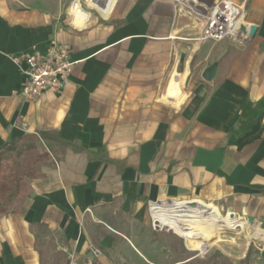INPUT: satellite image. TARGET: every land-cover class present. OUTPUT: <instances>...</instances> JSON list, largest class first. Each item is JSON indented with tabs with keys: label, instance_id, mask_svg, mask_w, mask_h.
Instances as JSON below:
<instances>
[{
	"label": "crops",
	"instance_id": "1",
	"mask_svg": "<svg viewBox=\"0 0 264 264\" xmlns=\"http://www.w3.org/2000/svg\"><path fill=\"white\" fill-rule=\"evenodd\" d=\"M59 1L0 0V152L32 137L56 149L24 212L0 215V264H51L37 241L81 264H167L144 231L150 202L181 238L210 202L263 236L264 0H226L237 26L222 39L196 0H86L92 15L73 0L68 19ZM54 40L72 50L69 82L25 100L17 60ZM254 247L234 264H264Z\"/></svg>",
	"mask_w": 264,
	"mask_h": 264
},
{
	"label": "rangeland",
	"instance_id": "2",
	"mask_svg": "<svg viewBox=\"0 0 264 264\" xmlns=\"http://www.w3.org/2000/svg\"><path fill=\"white\" fill-rule=\"evenodd\" d=\"M72 1L73 0H62L58 2L64 9V16L66 19H68L69 17L68 7L72 3ZM81 2L83 7L90 12V15L99 13L97 10L88 7V3L86 0H81ZM187 8L193 11V9L190 7L189 4H187ZM196 8L199 9V7ZM202 19L204 20V18ZM227 27L228 29L233 30L235 28V25L228 23ZM208 206H212L211 208H209V210L219 208L224 215L228 214V208L226 206H221L219 203L210 202L209 204L203 207H208ZM196 209L199 208H194V210ZM110 214L111 216H116V218L119 217L118 214H113V213ZM149 217H150V225L149 227H147V230L144 231L147 232L153 240H156L158 245H164L170 247V252H168L169 257L167 260V264L169 263L175 264L184 261L186 258H191V257L193 259L187 264H234L235 262L233 261L234 260L237 261L244 254L245 250L249 247L250 244H252L253 249L255 248L254 247L255 245L259 248L264 247V238L263 237L257 238V236L259 235L258 229L254 226H251L248 220V216L247 218L246 217L244 218L246 226L242 232H234L227 229H215L203 222L192 221V223H196L195 225L200 231L203 230L206 233H208V238L206 242L209 245V248L204 254H202L201 251L196 249L199 245L198 242H190L189 246L191 250L186 249L184 244L185 241L188 244V235L182 237L185 239L184 241L178 233L168 230L166 228H161L160 226H158L157 222L156 225L160 227L162 230L155 229L153 226V220L151 214ZM124 223H128V222L125 220ZM119 225L120 226L118 227L121 229V227H124L125 224H122L121 222V224ZM255 225L258 224L255 223ZM129 227L131 228V226ZM248 235L252 236L251 240L248 239L247 237ZM226 260H228V263H225ZM236 264H241V263L237 262Z\"/></svg>",
	"mask_w": 264,
	"mask_h": 264
},
{
	"label": "built area",
	"instance_id": "3",
	"mask_svg": "<svg viewBox=\"0 0 264 264\" xmlns=\"http://www.w3.org/2000/svg\"><path fill=\"white\" fill-rule=\"evenodd\" d=\"M230 6L235 7L230 1L223 0L217 1L212 9H206L208 11L207 35L222 39L232 32L228 29L226 21L228 15L231 14ZM17 62L22 66L21 72L25 79L21 90V95L25 100H35L47 92H61L69 82L75 65L70 46L56 40L51 42L45 52L35 51L23 56ZM158 203L150 202L149 212L154 228L162 230L156 225L154 218V213L160 211ZM69 264L81 263L72 256Z\"/></svg>",
	"mask_w": 264,
	"mask_h": 264
},
{
	"label": "trees",
	"instance_id": "4",
	"mask_svg": "<svg viewBox=\"0 0 264 264\" xmlns=\"http://www.w3.org/2000/svg\"><path fill=\"white\" fill-rule=\"evenodd\" d=\"M56 146L64 150L67 144L58 142ZM55 151L52 144L32 137L17 145L10 144L0 152V215L24 212L23 203L29 195L30 179L40 177L42 166L51 159ZM38 227L47 229L45 224H39ZM36 248L40 252L42 262L52 250L54 259L51 264L70 263L64 252L55 250L52 242L37 241ZM249 252L244 262H248ZM225 263H228V260Z\"/></svg>",
	"mask_w": 264,
	"mask_h": 264
},
{
	"label": "bare ground",
	"instance_id": "5",
	"mask_svg": "<svg viewBox=\"0 0 264 264\" xmlns=\"http://www.w3.org/2000/svg\"><path fill=\"white\" fill-rule=\"evenodd\" d=\"M226 21L228 23L234 24V21L229 16L227 17ZM234 25L235 27L237 26L236 22ZM171 79L174 81H180L178 80L179 78H177L176 80L173 76L171 77ZM199 222H203L215 229H227L234 232H242L246 226L244 218L239 216L237 213L233 212V210L231 209L228 210L227 215H224L219 208L207 210L206 213L203 214ZM247 237L249 240L252 239L251 235H248ZM258 237L264 238V235L263 236L258 235L257 238ZM207 238H208V233H206L203 230L200 231L196 226H194L192 227V231H190V234H188V244H190V242H198L199 245L196 249H198L199 251H201L202 254H204L209 248V245L206 242Z\"/></svg>",
	"mask_w": 264,
	"mask_h": 264
},
{
	"label": "water",
	"instance_id": "6",
	"mask_svg": "<svg viewBox=\"0 0 264 264\" xmlns=\"http://www.w3.org/2000/svg\"><path fill=\"white\" fill-rule=\"evenodd\" d=\"M196 1L199 5H202L203 7H205V9H212L217 2V0H196ZM262 49L264 50V45L262 46ZM215 68H216V66H212L211 68H209L206 71V73L204 74V77L206 79H210L215 72ZM248 220H249V223L251 224V226L255 225L256 220L253 217L248 216Z\"/></svg>",
	"mask_w": 264,
	"mask_h": 264
}]
</instances>
